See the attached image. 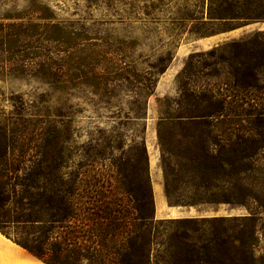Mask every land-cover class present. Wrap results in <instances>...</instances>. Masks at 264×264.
<instances>
[{
  "label": "rangeland",
  "instance_id": "obj_1",
  "mask_svg": "<svg viewBox=\"0 0 264 264\" xmlns=\"http://www.w3.org/2000/svg\"><path fill=\"white\" fill-rule=\"evenodd\" d=\"M207 2L0 0V16L25 13L40 21L44 15L62 26L39 30L42 59L56 62L55 72L35 77L0 70V121L57 157L56 172L53 163L44 165L40 184L45 202L50 189L59 190L51 235L64 253L78 238L83 253L125 249L128 236L138 233L145 192L161 222L153 232L156 249L184 233L203 239L220 230L205 220L225 217L236 239L234 264L251 252L252 264H264V90L235 87L218 59L234 61L233 43L264 31V20L225 38L237 28L208 23ZM222 109L202 121H162ZM160 187L169 207L193 214L163 217ZM66 203L73 212L67 219ZM51 213L43 212L44 229L52 226ZM252 215L255 221L246 222ZM5 230L14 242L37 235L16 222Z\"/></svg>",
  "mask_w": 264,
  "mask_h": 264
},
{
  "label": "trees",
  "instance_id": "obj_2",
  "mask_svg": "<svg viewBox=\"0 0 264 264\" xmlns=\"http://www.w3.org/2000/svg\"><path fill=\"white\" fill-rule=\"evenodd\" d=\"M45 10H48V7ZM34 11L37 12V10ZM34 16L29 17L25 13L0 16L1 71L35 77L56 71V62L51 61L50 65L48 60L42 59L43 46L40 44L42 40H40L39 30L45 27L56 31L62 29V26L59 22L48 20L44 15L36 17L40 21L33 19ZM207 16L208 23L229 25L230 29L242 27L264 20V0H208ZM48 18H52V15ZM47 41L56 42L59 39L48 37ZM25 47L31 49L26 50ZM233 48L234 61L222 55L218 57L227 64L225 75L237 88L263 91L264 31L253 33L242 42H234ZM209 55L215 57L212 51ZM242 56H245V59H241ZM220 70L219 68L215 70L216 75L220 74ZM209 75L211 74H207ZM53 78L63 84H71L72 81L70 78L55 76ZM222 112L223 109L186 116H164L162 121L197 122L206 118H215L217 113L222 114ZM26 134L29 133L0 121V231L10 237L9 232L5 230L10 222H16L23 227L28 225L35 231L33 234L37 233V235H34L32 239L18 237L15 242L46 264H83L85 261L90 264H234L238 260V255L234 251L236 239L229 234L231 226L224 227L230 221L225 217L205 220L213 228H220V230L212 232L203 239L184 233L169 248L162 251L156 249L153 232L157 229L155 224L161 222L155 219L151 209V196L145 192L141 195L138 233L135 238L128 236L125 249L117 252L98 250L83 253L79 250L80 239L78 238L68 239L71 241L67 243V246H74V250L71 253H64L62 243L57 237L51 235L59 222V190L54 187L50 189L49 198L45 202L46 191L40 184L44 165L50 167L54 164L51 172H56L57 157H48L44 144L39 143L38 140L34 147H31L34 143L31 138L26 139ZM41 134H36L40 141ZM56 137L59 138L60 134ZM56 179V176L52 178L53 181ZM61 201L64 200L61 199ZM70 207L67 203L64 206L65 219L72 217L73 212ZM46 209L52 212L50 229H46V226L44 229L42 226L44 225L43 212ZM254 218L255 216L252 215L246 218V222L252 223L255 221ZM249 225L252 226V224ZM240 258L243 264H252L256 260L252 252L243 253Z\"/></svg>",
  "mask_w": 264,
  "mask_h": 264
},
{
  "label": "crops",
  "instance_id": "obj_3",
  "mask_svg": "<svg viewBox=\"0 0 264 264\" xmlns=\"http://www.w3.org/2000/svg\"><path fill=\"white\" fill-rule=\"evenodd\" d=\"M254 24L246 27L234 29L228 33L226 37H234L242 34L245 30L252 28ZM220 39H217V42ZM211 43V42H210ZM213 44V43H212ZM157 202L163 217H184L191 216L194 211L191 209L171 208L168 206L165 196L162 193L161 187L158 189ZM0 264H46L43 260L39 259L27 249L8 238L0 231Z\"/></svg>",
  "mask_w": 264,
  "mask_h": 264
},
{
  "label": "water",
  "instance_id": "obj_4",
  "mask_svg": "<svg viewBox=\"0 0 264 264\" xmlns=\"http://www.w3.org/2000/svg\"><path fill=\"white\" fill-rule=\"evenodd\" d=\"M258 22H261V21H258Z\"/></svg>",
  "mask_w": 264,
  "mask_h": 264
}]
</instances>
